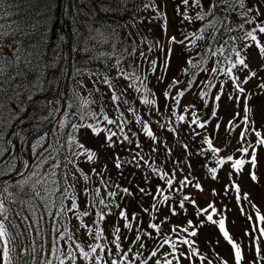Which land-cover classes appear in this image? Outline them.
<instances>
[{"label": "rangeland", "instance_id": "obj_1", "mask_svg": "<svg viewBox=\"0 0 264 264\" xmlns=\"http://www.w3.org/2000/svg\"><path fill=\"white\" fill-rule=\"evenodd\" d=\"M225 1L210 0L209 11ZM246 2L250 46L237 55L243 65L237 59L231 67L234 85L227 78L213 85L209 66L185 87L189 53L205 40L184 39L201 10L197 0H147L139 20L114 28L125 30L133 51L126 70L80 73L71 102L79 109L86 100L90 109L73 120L78 151L65 166L63 205L73 264H264V0ZM209 80V97L197 101ZM164 175L190 198L197 228L185 227L196 231L189 238L173 225L169 245L148 229L149 185ZM1 207L0 198V240ZM2 245L0 264H8Z\"/></svg>", "mask_w": 264, "mask_h": 264}, {"label": "trees", "instance_id": "obj_2", "mask_svg": "<svg viewBox=\"0 0 264 264\" xmlns=\"http://www.w3.org/2000/svg\"><path fill=\"white\" fill-rule=\"evenodd\" d=\"M146 1L0 0L1 239L9 263H74L76 254L63 244L68 238L63 205L69 200L65 166L78 151L73 120H83L90 107L84 100L77 109L71 89L81 72L103 76L114 68L126 70L133 51L126 47L125 30L114 28L139 20ZM215 5L217 10H200L193 17L192 31L184 37L197 43L205 36L189 53L185 87L193 74L203 76L209 66L213 85L226 78L234 85L231 67L250 46L244 32L252 22L246 0ZM237 63L243 65L241 59ZM209 84L201 88L197 101L209 97ZM242 121L249 131L244 116ZM253 139L256 145L260 137ZM164 177L152 176L149 185V201L155 205L148 229L169 245L175 237L173 225H181L179 230L189 238L197 228L189 220L190 198ZM195 210L193 219L200 214ZM202 221L213 223L210 217ZM186 226L196 231H186ZM182 239L192 252V241Z\"/></svg>", "mask_w": 264, "mask_h": 264}, {"label": "water", "instance_id": "obj_3", "mask_svg": "<svg viewBox=\"0 0 264 264\" xmlns=\"http://www.w3.org/2000/svg\"><path fill=\"white\" fill-rule=\"evenodd\" d=\"M200 9L203 12H208L210 9V0H197Z\"/></svg>", "mask_w": 264, "mask_h": 264}, {"label": "flooded vegetation", "instance_id": "obj_4", "mask_svg": "<svg viewBox=\"0 0 264 264\" xmlns=\"http://www.w3.org/2000/svg\"><path fill=\"white\" fill-rule=\"evenodd\" d=\"M0 244H1L2 248H3V245H2L3 244V240H0Z\"/></svg>", "mask_w": 264, "mask_h": 264}]
</instances>
